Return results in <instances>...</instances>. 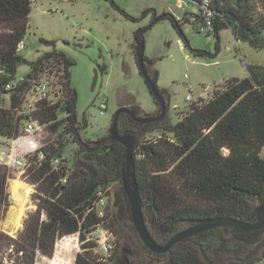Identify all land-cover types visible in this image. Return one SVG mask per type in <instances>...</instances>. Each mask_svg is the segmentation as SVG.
Here are the masks:
<instances>
[{
    "label": "trees",
    "instance_id": "1",
    "mask_svg": "<svg viewBox=\"0 0 264 264\" xmlns=\"http://www.w3.org/2000/svg\"><path fill=\"white\" fill-rule=\"evenodd\" d=\"M32 3V0H0V106L4 101L1 96L7 93L5 84L14 79L18 65L23 62L16 53V46L27 34ZM211 9L216 53L220 49L218 33L227 27L236 42L247 40L257 49L262 46L264 0H234L232 5L212 0ZM166 17L172 19L166 13L158 17V21ZM176 28L188 44L181 30ZM196 55L204 53L196 51ZM144 61L156 84L158 73L153 69L154 63L145 57ZM72 66L71 59L53 49L31 63V71L25 77L34 81L45 72L57 79L59 88L55 99L42 102L35 115L49 134V142L42 148L45 161L40 167L30 168V179L38 184L44 200L37 214L25 224L18 251L31 261L36 252L52 257L63 239L74 240L79 234L82 242L85 234L101 226L112 237L109 245L110 263H113L118 238L123 239L124 234L138 238L121 182L124 147L111 141L93 151L80 148L82 162L67 171H53L49 164L50 158L61 157L66 137L73 142L76 139L78 120L76 114H72L76 93L70 85ZM104 71L102 68L101 72ZM247 71L248 77L228 79L214 90L211 98L190 104L174 125L157 126L132 120L128 124L126 130L136 131L144 139L133 153L142 206L150 207L171 231L162 244L178 228L190 226L197 220L226 217L255 222V209L248 199L264 202V68L249 66ZM27 85L24 83L21 89ZM159 92L167 100L165 93ZM65 124L67 126L61 129ZM17 127L10 111L0 108V136L16 137ZM157 131L161 132L159 140L146 139ZM165 173L177 183L181 182L184 196L192 198L194 204L182 201L181 194L165 179ZM64 178L65 184L60 185L59 181ZM1 184L0 180V193ZM108 188L113 192L110 197L105 192ZM99 190L111 202L102 218L95 212H87ZM144 222L146 224L145 218ZM148 231L158 243L156 236ZM262 233L263 229L243 231L224 226L182 240L165 254L152 253L143 245L141 248L147 255L166 257V264H207L212 257L223 255L234 259L225 264H253L256 249L264 248ZM254 246L257 248L253 249ZM93 250L98 251L95 242L82 244L74 264H103ZM258 261L264 263V255Z\"/></svg>",
    "mask_w": 264,
    "mask_h": 264
},
{
    "label": "rangeland",
    "instance_id": "2",
    "mask_svg": "<svg viewBox=\"0 0 264 264\" xmlns=\"http://www.w3.org/2000/svg\"><path fill=\"white\" fill-rule=\"evenodd\" d=\"M32 1L28 30L24 38L25 47L18 54L23 62L18 65L14 79L24 78L23 83L29 84L31 80H26L25 77L31 71L30 64L53 49L71 59L73 66L70 68V85L76 93V129L83 142L91 139L90 143H94L106 137L112 118L120 107L136 106L146 115L154 114L156 104L138 71L134 37L138 31L145 29L163 14L174 12L176 15H182L184 11H194L195 8L188 1ZM180 1L182 9L178 8ZM219 1L225 5H232L234 2ZM173 22L170 17H166L154 23L143 34L144 57L154 63L153 69L158 73L156 86L159 91L165 93L168 104L165 117L156 124L157 126L174 125L189 105L200 99V94L205 88H210L208 93L211 94L215 87L222 86L228 79L248 77L249 66L264 68V30L261 31L263 44L257 49L247 40L235 42L231 30L228 27L222 28L218 33L220 49L216 53V39L211 41L189 26H183L181 32L188 43L186 44ZM178 41L184 44L183 51L180 50ZM196 51H201L204 55L198 56ZM102 68L104 73L101 72ZM95 72L98 77L92 89ZM42 76L38 75L36 80L40 81ZM48 80L54 89L59 88L53 75H48ZM22 84L10 95L11 107L14 109L19 108L22 93L25 91L21 89ZM188 96H191V102L186 101ZM103 104H106L104 111ZM2 105L7 106V103L4 101ZM160 134L158 131L153 132L147 135L146 139L157 141ZM34 138L41 145L49 142L47 127L40 129ZM143 141L141 137L138 146ZM63 144L65 147L60 157L62 163L59 170L67 171L80 165L83 158L80 147L71 138H66ZM31 172L32 170L28 169L18 178L0 167V175L3 176L0 179V264H74L75 256L81 252L82 245L78 235L74 240L63 239L58 249L55 248L52 257L36 252L31 261L18 251V245L22 244L20 236L25 224L37 214L44 200L38 184L30 179ZM164 177L181 194L183 202L192 203V198L184 196L181 182L177 183L168 173H165ZM14 180L23 184L18 189L17 198L12 194L11 183ZM25 188L29 190L27 194ZM112 193L111 188H108L107 195L110 197ZM248 203L254 209L262 204L254 198H249ZM142 212L148 229L162 245L163 238L170 235L169 225L160 222L150 207L142 206ZM186 227L188 226L178 228L175 233ZM106 234L111 241L110 234ZM262 242L264 243V231ZM142 245L136 236L124 234L123 239L118 238L116 256L111 264H166V257L147 255L142 250ZM61 246L68 249H62ZM92 252L98 254L97 250ZM262 255L264 248L256 249L253 264H264L258 261ZM233 260V257L216 256L207 264H225Z\"/></svg>",
    "mask_w": 264,
    "mask_h": 264
},
{
    "label": "built area",
    "instance_id": "3",
    "mask_svg": "<svg viewBox=\"0 0 264 264\" xmlns=\"http://www.w3.org/2000/svg\"><path fill=\"white\" fill-rule=\"evenodd\" d=\"M186 1L195 8L194 11H184L182 15H176L174 12L172 14L168 13L172 17L175 26L180 30H182L183 26H189L196 32L203 34L207 39L213 41L215 39V25L214 12L211 9L212 0ZM181 2L182 1H180L178 8L182 9L183 5ZM178 46L182 51L185 48L181 41H178ZM24 47L23 39L18 42L16 53L19 54ZM42 75L40 81H31L28 84V87L23 89L25 91L22 93L19 108L14 109L11 107L10 95L13 90L23 83L24 78L22 80L13 79L12 81L7 82L4 86V90L7 93L1 96L7 103V106L1 105L0 108L10 111L14 123L18 126V133L16 137L9 138L0 136V167L4 168L8 174L16 175L18 178L31 167H40L46 159V155L42 151V148L47 143L41 145L39 144V141L34 138L40 129H44L46 126L40 125L38 121L35 120L34 113L42 102L53 101L58 89L57 87L56 89L52 87L51 82L48 80L47 73L44 72ZM208 89L210 88H205L204 91L201 92L200 99L207 100L208 98H211L214 90H217L218 87H215L211 94L208 93ZM186 101L191 102V96H188ZM105 107L106 104H103V111L106 109ZM66 126L67 125L65 124L61 129ZM262 156L264 158V148L262 150ZM61 163L62 159L60 158L52 157L49 159L50 167L54 171L59 170ZM65 182L66 178L61 179L59 184L62 185ZM105 192H107V190H105ZM109 205H111L109 198L99 190L94 201L88 207L87 212H95L99 218H102L104 217L106 207ZM106 233L108 232L101 226H98L96 230L85 234L84 240L79 242L81 244L95 242L98 248V261L103 264H111V248ZM77 237L79 238V234ZM78 238L76 240H78Z\"/></svg>",
    "mask_w": 264,
    "mask_h": 264
},
{
    "label": "water",
    "instance_id": "4",
    "mask_svg": "<svg viewBox=\"0 0 264 264\" xmlns=\"http://www.w3.org/2000/svg\"><path fill=\"white\" fill-rule=\"evenodd\" d=\"M158 21V18H155L145 29L138 31L135 34L134 41V52L135 59L138 67V71L144 81L146 82L147 88L156 104L159 108V112H156L155 116H147L144 114L138 107H120L115 112L110 128L108 130V136L102 140L94 142V146H100L107 143L108 141H113L121 144L124 147L125 163L121 169V182L124 195L128 203V210L130 213L131 221L135 232L143 244V246L152 253L156 254H165L170 251L172 246L181 242L182 240L192 238L198 234L204 233L206 231L230 226L243 231H255L261 230L264 228V202L255 209L256 213L259 215L258 222H246L238 219L219 217L211 219H202L197 220L192 225L184 228L183 230L175 233L170 239L164 244L161 245L157 243L149 234V231L144 222L143 212H142V200L140 196V191L137 186L136 177H135V166H134V157L133 153L137 149L139 139L141 138L140 134L133 130H126L123 132L118 131V118L120 115H128L131 119L138 123H150L160 120L166 113L167 101L163 98L162 94L159 92L152 75L146 69V64L144 61V41L140 39V36L149 29L154 23ZM175 25V24H174ZM236 42V41H235ZM97 73L92 83V89L96 85ZM73 116H75V110L73 111ZM77 144L83 148H86L88 144L83 142L79 135H75Z\"/></svg>",
    "mask_w": 264,
    "mask_h": 264
},
{
    "label": "flooded vegetation",
    "instance_id": "5",
    "mask_svg": "<svg viewBox=\"0 0 264 264\" xmlns=\"http://www.w3.org/2000/svg\"><path fill=\"white\" fill-rule=\"evenodd\" d=\"M157 107V106H156ZM156 112H159V108L157 107V109H156V111L154 112V114H151V115H147V116H155V114H156ZM124 115V117H121V115L119 116V118H118V131L119 130H123V129H125V130H123V131H126V129H128V124H129V122H130V120H132L133 122H135L133 119H131L128 115H125V114H123ZM165 116H163L160 120H158V121H155V122H151V123H154V124H157V123H159L163 118H164ZM135 123H138V122H135ZM123 131H120V133L121 132H123ZM108 136V135H107ZM106 136V137H107ZM106 137H104V138H106ZM76 138V137H75ZM104 138H102V139H104ZM102 139H100V140H102ZM92 140L90 139L89 141H85V143L86 144H88V146L86 147V148H83V147H81L80 145H78L82 150H85V151H93V150H96V149H98V148H100L101 146H103L104 144H102V145H100V146H94V144L93 143H90ZM99 141V140H98ZM74 142H76L77 143V140L75 139V141ZM108 142H111V141H108ZM107 142V143H108ZM106 144V143H105ZM254 221L255 222H258L259 221V215L256 213V211H255V219H254ZM263 231H264V228H263ZM162 245H164V244H162Z\"/></svg>",
    "mask_w": 264,
    "mask_h": 264
},
{
    "label": "bare ground",
    "instance_id": "6",
    "mask_svg": "<svg viewBox=\"0 0 264 264\" xmlns=\"http://www.w3.org/2000/svg\"><path fill=\"white\" fill-rule=\"evenodd\" d=\"M23 184L21 183V182H19L18 180H14V181H12V183H11V187H12V194H14V196L16 197V194H17V192H18V189L22 186ZM26 189V188H25ZM25 189H24V191H25ZM28 191L29 190H27L26 189V191H25V193L27 194L28 193ZM21 197V196H20ZM26 197V196H25ZM17 198V197H16ZM15 198V199H16ZM18 200L21 202V200H20V198H18ZM15 202V201H14ZM20 205V204H19ZM19 205H16V206H19ZM13 206V205H12ZM15 206V207H16ZM21 206V205H20ZM14 208V207H13ZM12 208V209H13ZM15 209V208H14ZM12 211V210H11ZM17 212H18V210H16ZM15 211V212H16ZM10 213V212H9ZM11 214V213H10ZM14 217V216H13ZM12 217V218H13ZM14 219H16V218H14ZM17 220H19V218L17 219ZM17 220H15L16 222H17ZM10 224V223H9ZM11 225H12V223H11Z\"/></svg>",
    "mask_w": 264,
    "mask_h": 264
}]
</instances>
